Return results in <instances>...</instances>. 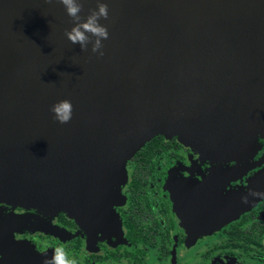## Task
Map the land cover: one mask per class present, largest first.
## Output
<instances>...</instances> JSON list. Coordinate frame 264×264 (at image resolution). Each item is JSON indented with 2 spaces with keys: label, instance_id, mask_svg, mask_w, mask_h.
<instances>
[{
  "label": "water",
  "instance_id": "water-1",
  "mask_svg": "<svg viewBox=\"0 0 264 264\" xmlns=\"http://www.w3.org/2000/svg\"><path fill=\"white\" fill-rule=\"evenodd\" d=\"M105 2L101 57L67 39L62 4L0 0V203L70 211L101 186L115 199L159 136L246 155L264 135V0Z\"/></svg>",
  "mask_w": 264,
  "mask_h": 264
},
{
  "label": "flooded vegetation",
  "instance_id": "flooded-vegetation-1",
  "mask_svg": "<svg viewBox=\"0 0 264 264\" xmlns=\"http://www.w3.org/2000/svg\"><path fill=\"white\" fill-rule=\"evenodd\" d=\"M257 136L246 155L156 137L115 199L101 186L70 211L0 203V264H45L58 247L77 264H264V198L242 201L264 192Z\"/></svg>",
  "mask_w": 264,
  "mask_h": 264
},
{
  "label": "clouds",
  "instance_id": "clouds-1",
  "mask_svg": "<svg viewBox=\"0 0 264 264\" xmlns=\"http://www.w3.org/2000/svg\"><path fill=\"white\" fill-rule=\"evenodd\" d=\"M48 2L62 4L66 14L72 19L74 26L70 31L65 32V36L73 45L79 44L82 51H87L91 44L92 53H98L101 57L104 55L103 41L109 39L108 28L100 23L101 20L109 19V8L105 0H96V8L90 9L86 17L81 15L86 0H48ZM51 111L57 122L67 124L72 119L73 105L70 100H61L52 106ZM249 196L264 198V192L250 191L242 198V201L248 203ZM45 264H77V260L70 258L64 248L58 247L52 258L45 261Z\"/></svg>",
  "mask_w": 264,
  "mask_h": 264
},
{
  "label": "rangeland",
  "instance_id": "rangeland-1",
  "mask_svg": "<svg viewBox=\"0 0 264 264\" xmlns=\"http://www.w3.org/2000/svg\"><path fill=\"white\" fill-rule=\"evenodd\" d=\"M186 146V145H185ZM127 179H128V175H127Z\"/></svg>",
  "mask_w": 264,
  "mask_h": 264
}]
</instances>
